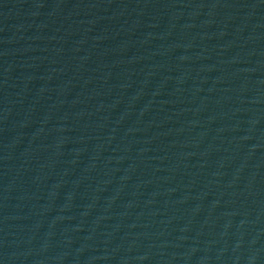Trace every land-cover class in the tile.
Returning a JSON list of instances; mask_svg holds the SVG:
<instances>
[{"label":"water","instance_id":"95a60500","mask_svg":"<svg viewBox=\"0 0 264 264\" xmlns=\"http://www.w3.org/2000/svg\"><path fill=\"white\" fill-rule=\"evenodd\" d=\"M0 264H264V0H4Z\"/></svg>","mask_w":264,"mask_h":264}]
</instances>
